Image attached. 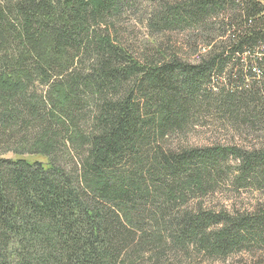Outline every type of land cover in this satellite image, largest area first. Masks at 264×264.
I'll list each match as a JSON object with an SVG mask.
<instances>
[{"label": "trees", "instance_id": "16d2710c", "mask_svg": "<svg viewBox=\"0 0 264 264\" xmlns=\"http://www.w3.org/2000/svg\"><path fill=\"white\" fill-rule=\"evenodd\" d=\"M139 3L0 0V140L14 147L0 156V264H137L168 238L218 256L264 243L263 207L180 209L230 159L235 185L264 191V4L156 0L159 38L140 51L117 27ZM186 32L197 60L170 42ZM204 111L259 122L262 145L166 143Z\"/></svg>", "mask_w": 264, "mask_h": 264}, {"label": "rangeland", "instance_id": "374dc122", "mask_svg": "<svg viewBox=\"0 0 264 264\" xmlns=\"http://www.w3.org/2000/svg\"><path fill=\"white\" fill-rule=\"evenodd\" d=\"M264 4V0H260ZM156 0H140L139 7L129 9L127 13L118 21L117 27H120L121 35L129 44L140 51L144 50L148 42H156L159 38L156 33L149 28L147 15ZM117 28V29H118ZM186 33H169L170 42L183 43V50L191 60L198 59L197 50L192 46L195 42L193 37L186 38ZM203 47V46H202ZM203 52L201 46L199 49ZM49 88L48 85L39 87L40 91L45 92ZM191 122L183 132L169 136L166 143L169 146H215V145H238L246 148L262 145L261 129L259 122L254 126L241 125L242 129L237 127L233 122L214 117L207 111L198 113L193 117ZM14 148L8 146L0 140V156L4 158L13 157ZM67 151L59 149L53 158L57 162L67 163L71 165V159L64 157L61 153L67 154ZM74 155V154H73ZM230 167L226 169V173L219 183L210 187L207 192L191 193L189 200L184 204L180 203L182 212L197 213L200 204L204 209L220 212L224 210L235 211L234 213H251L250 211H261L264 208V191L260 186L248 185L241 186L233 183L231 172L235 168V160L230 159ZM248 238H252L250 235ZM166 244L160 247L156 252L150 253L144 251V254L136 256L137 264H264V243L262 239L246 240L236 251L226 256H218L216 254H208L203 248L196 247L194 244L184 247L174 243L172 238H168Z\"/></svg>", "mask_w": 264, "mask_h": 264}]
</instances>
